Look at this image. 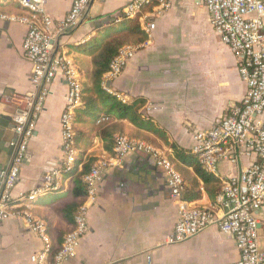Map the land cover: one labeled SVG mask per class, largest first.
<instances>
[{
    "label": "crops",
    "instance_id": "obj_1",
    "mask_svg": "<svg viewBox=\"0 0 264 264\" xmlns=\"http://www.w3.org/2000/svg\"><path fill=\"white\" fill-rule=\"evenodd\" d=\"M44 2L48 16L54 21L64 19L73 4V0ZM126 5L127 0H94L85 24L58 40L57 51L77 68L82 83L93 70L86 47L128 22L120 18ZM0 13L29 16L16 3L0 5ZM153 21L156 29L150 36L145 34V46L124 73L108 82V86L124 103L144 100L140 112L160 131L159 134L143 131L124 121L126 135L136 134L142 141L165 149L187 189L192 190L194 183L199 186L201 198L189 203L222 215L217 200L224 180L238 177L253 158L243 155L235 165L222 163L218 174L205 183L196 174L198 163L192 161L193 135L211 129L232 107L240 104L247 94V85L240 77L235 55L221 42L209 11L201 3L172 0L171 10ZM27 32L28 26L23 23L0 20V117H6L0 120V176L11 163L12 145L17 140L13 122L17 107L12 100L32 90L33 66L24 53ZM87 34L93 35L87 38ZM67 93V81L60 76L51 87L13 191V215L0 228V264H33L31 257L43 247L42 240L30 230L24 217L28 208L20 196L40 187L45 175L63 163L60 120ZM101 119L102 116L96 115L77 125L84 132L79 145L86 158L110 156L98 134ZM72 184L71 179H64L61 192L39 197L28 211L45 223L56 247L59 235L62 232L67 235L73 229L57 212L73 200ZM258 216L262 238L264 209ZM88 220L90 232L83 238L77 256L66 264L239 262L235 238L222 233L217 226L183 243L167 244L178 221V202L172 198L163 173L145 155H130L120 166L106 172L98 199L89 209Z\"/></svg>",
    "mask_w": 264,
    "mask_h": 264
},
{
    "label": "built area",
    "instance_id": "obj_2",
    "mask_svg": "<svg viewBox=\"0 0 264 264\" xmlns=\"http://www.w3.org/2000/svg\"><path fill=\"white\" fill-rule=\"evenodd\" d=\"M93 1L73 0L68 15L54 21L47 14L44 0H0V5L16 3L29 13L28 17L0 13V20L28 26L24 53L33 66L32 90L24 97L12 100L17 107L13 117L17 140L12 145L11 163L0 176V228L13 215V191L18 185L30 142L51 87L63 76L68 84L66 105L60 120L63 163L45 175L40 187L27 196H20V200L27 203L24 217L29 228L43 244L42 249L31 257L33 264H66L77 256L83 238L90 232L89 209L98 199L99 186L106 172L120 166L130 155H145L153 160L166 178L172 198L178 202V221L167 244L183 243L217 226L222 233L235 238L240 254L238 264H264V235L262 238L259 235L261 223L258 216L264 209V0H195L209 11L216 34L235 55L240 77L248 88L241 103L232 107L211 129L193 135L192 154L213 176L218 174L222 163L235 165L243 155L253 158L238 177L224 180L217 200L222 206V215L196 207L184 199L186 183L165 149L120 135L116 136L113 155L99 159L85 177L87 196L75 216L74 229L65 236L59 252L51 256L52 241L45 223L28 211L39 197L62 191V181L72 171L79 153L75 140V115L83 106V85L77 68L57 51V43L80 26ZM171 8L172 0H127L120 18L138 19L141 29L150 36L156 29L153 19L168 13ZM144 46L145 43L126 45L120 49L104 81V89L109 94L119 98L107 87L108 82L120 77Z\"/></svg>",
    "mask_w": 264,
    "mask_h": 264
},
{
    "label": "trees",
    "instance_id": "obj_3",
    "mask_svg": "<svg viewBox=\"0 0 264 264\" xmlns=\"http://www.w3.org/2000/svg\"><path fill=\"white\" fill-rule=\"evenodd\" d=\"M145 41H147V36L141 30L138 19H135L128 20L122 28L116 30L106 41H102L100 44L99 42H96L94 45L89 44L85 49V52L91 58L93 70L88 75L87 81L82 83L83 106L76 110L75 115V140L79 153L72 171L64 177V179L72 180L73 184L70 193L73 200L57 211L69 225H73V229L75 226V216L78 214L87 196V184L84 179L99 161V159L94 157L86 158L85 152L79 145L80 140L83 139L84 132L77 125L85 124L87 119L93 118L96 115L102 116L103 120L101 119V122L97 125L99 127L98 134L103 141L104 150L110 156L113 155L116 136L126 135L124 121H128L143 131L157 134L160 132L152 120L140 112L145 104L144 100L127 104L118 99L117 96L109 94L104 89L105 75L108 73L112 61L119 54L120 49L129 44H142ZM130 137L141 140L140 136L136 134ZM173 148L175 147L173 146ZM192 161L198 163L195 166L198 177L205 180V183L212 180L213 175L207 173L202 168L195 156L192 158ZM80 166H82L81 170H79ZM193 186L194 188L192 190L186 188L185 197L188 202L197 201L201 198L199 186H195V183ZM65 236V232L59 235L58 247L52 242V257L61 249L64 242L63 237Z\"/></svg>",
    "mask_w": 264,
    "mask_h": 264
},
{
    "label": "rangeland",
    "instance_id": "obj_4",
    "mask_svg": "<svg viewBox=\"0 0 264 264\" xmlns=\"http://www.w3.org/2000/svg\"><path fill=\"white\" fill-rule=\"evenodd\" d=\"M83 24H85L84 23V20L82 21V23L80 24V26L79 27H81ZM78 27V28H79ZM77 28V29H78ZM105 29H103V31H104ZM93 31V33H95V28H94V30H92ZM101 31V30H100ZM102 32V31H101ZM90 35H93V34H87L85 37H87L88 38V36H90ZM112 34H110V33H107V34H105L104 36H102L100 39H99V41H97V42H99V44L102 42V41H106L107 40V38H109L110 36H111ZM259 235H260V232H259Z\"/></svg>",
    "mask_w": 264,
    "mask_h": 264
},
{
    "label": "water",
    "instance_id": "obj_5",
    "mask_svg": "<svg viewBox=\"0 0 264 264\" xmlns=\"http://www.w3.org/2000/svg\"><path fill=\"white\" fill-rule=\"evenodd\" d=\"M107 87H109V86L107 85ZM3 118H6V117H0V120L3 119Z\"/></svg>",
    "mask_w": 264,
    "mask_h": 264
}]
</instances>
